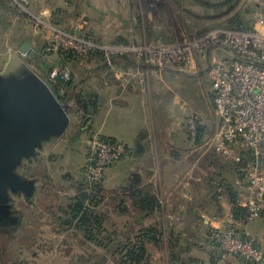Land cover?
<instances>
[{"label":"rangeland","instance_id":"1","mask_svg":"<svg viewBox=\"0 0 264 264\" xmlns=\"http://www.w3.org/2000/svg\"><path fill=\"white\" fill-rule=\"evenodd\" d=\"M263 2L264 0H33L29 14H24L9 0H0L1 74L6 75L16 65L30 68V72L53 90L54 87L50 84L57 83L49 79L50 73L58 69L69 71L72 88L67 92L60 91L57 97L63 98L61 104L69 106L72 130L86 116L82 105L84 96L92 89L96 88L98 96L104 100V83L112 84L114 77H123L122 80L118 79L121 84L130 83L138 75L142 77V69L145 70L142 52L148 47L170 44L172 41L169 39L184 41L198 38L217 25L241 24L246 19L249 20L255 8ZM42 7H48V12L44 14L39 10ZM54 40H76V44L92 42L97 47L94 52L101 53V57L75 54L76 59L67 61L57 56L60 49L45 52L47 44ZM25 42L30 44L29 52L21 55L19 49ZM30 52L34 53V57L41 58L40 62L46 63L51 71L45 73L35 71L36 68L33 70L31 67H35L37 60L30 58ZM222 55H225L223 51L213 50L207 60L203 55L195 53L193 68L189 71L178 70L171 63L158 67L156 62L147 63L150 68L145 70L149 73L156 68H166L183 74L171 80L176 86L178 99L167 105L170 116L177 117L183 112L187 114L186 120L189 116H196L208 139L213 137L219 123L213 104L210 67L212 60ZM3 58L9 60L10 66L5 65ZM97 65L101 66L100 74H97ZM91 134L93 132L88 133V140ZM215 146L216 141L202 149L207 152ZM75 157L78 159V155ZM219 157L220 159L208 157L211 161L207 160L208 164H237L234 177L255 168L264 175V144L259 146L257 155L252 150L242 149L233 157ZM138 160L137 163H130L134 170L126 178H121L113 185H104L102 182L96 191L97 203L90 205V208L99 219L96 225L98 234L94 235L102 245L99 247L93 242V246L87 244L84 250L79 243L85 239L82 232L74 228L75 224L63 223L69 220V215L64 212L74 197L58 193L57 183H54L56 189L52 185L53 193L50 198L49 194H43L41 188L36 189L29 201L9 194L12 222L10 226L0 228V264L127 262L131 247L140 246L137 236L145 223L142 222L145 221L142 220V212L136 209L134 200L127 192L135 180L137 188L145 190L147 186L142 183V159ZM57 166L58 163L55 164L56 168ZM79 181L78 179L77 182ZM146 190L148 191L147 188ZM246 223L250 222L244 224ZM244 224L239 222V226ZM107 244L108 248L104 247Z\"/></svg>","mask_w":264,"mask_h":264},{"label":"crops","instance_id":"2","mask_svg":"<svg viewBox=\"0 0 264 264\" xmlns=\"http://www.w3.org/2000/svg\"><path fill=\"white\" fill-rule=\"evenodd\" d=\"M39 10L45 14L49 8ZM251 21L253 30L255 25ZM3 60L10 66L7 58ZM34 65L33 70H41V65L36 62ZM13 67L14 70L3 75L0 66V76L22 77L32 73L30 68ZM100 68L96 66L97 74ZM50 71L48 68L46 72ZM178 75L183 74L156 68L149 73L142 69V77L138 75L130 83L121 84L118 79L123 77H114L112 84H103L106 88L104 100L98 96L96 88L92 89L89 92L91 115L85 116L81 124L77 122L72 130L68 115L66 132L43 142L33 158L22 161L18 174L33 182V194L41 188L50 198L52 185L55 188L54 183H57L58 193L75 198L84 180L88 133H99L103 139L123 144L129 150L127 157L107 169L102 179L104 185H113L126 178L134 170L130 163L142 159V183L147 185L148 191L145 190L158 204L153 212H142V220H145L142 221L145 222L142 224V264H256L236 258L221 259L210 238L212 231L222 230L233 221L238 224L239 231L264 252V219L239 226V221L233 218V204L243 209L239 206L243 187L236 180L237 175L234 177L237 164L218 162L211 165L209 158L220 157L213 147L205 152V149L196 150L191 144L186 131V112L170 116L167 105L178 99L171 80ZM203 136L202 142L208 139L206 134ZM56 163L59 164L57 168ZM78 179L81 182H77ZM17 197L31 199L22 194ZM79 243L84 250L87 244L93 246L85 239Z\"/></svg>","mask_w":264,"mask_h":264},{"label":"built area","instance_id":"3","mask_svg":"<svg viewBox=\"0 0 264 264\" xmlns=\"http://www.w3.org/2000/svg\"><path fill=\"white\" fill-rule=\"evenodd\" d=\"M9 1L24 14H29L33 2ZM251 18L255 25L253 30L238 25L214 27L198 38L157 44L142 52L145 70L150 68L147 63L156 62L158 67L171 63L181 71L193 68L195 53L208 60L213 50L224 52L225 55L212 60L210 67L218 128L213 137L196 146L202 149L216 141L213 150L223 158L233 157L242 149L252 150L257 155L259 146L264 144V2L255 8ZM76 43V40H54L47 44L45 52L63 49L85 57L97 49L89 41ZM49 79L52 82L58 79L69 82L71 75L67 70L58 69L50 73ZM198 123V118L193 115L185 122L191 144L196 142ZM128 154L129 150L123 144L109 142L99 133L91 134L84 168L87 186L90 188L101 182L107 169ZM241 184L243 194L239 206L247 211L245 222L264 219V175L255 168L242 175ZM210 238L223 260L236 258L250 263H264V252L241 233L233 221L222 230L212 231Z\"/></svg>","mask_w":264,"mask_h":264},{"label":"water","instance_id":"4","mask_svg":"<svg viewBox=\"0 0 264 264\" xmlns=\"http://www.w3.org/2000/svg\"><path fill=\"white\" fill-rule=\"evenodd\" d=\"M29 48L25 42L19 52L25 55ZM68 109L33 73L0 76V213L5 215V221L11 220L9 194H22L27 199L33 196V182L16 170L22 161L35 156L43 142L66 132Z\"/></svg>","mask_w":264,"mask_h":264},{"label":"trees","instance_id":"5","mask_svg":"<svg viewBox=\"0 0 264 264\" xmlns=\"http://www.w3.org/2000/svg\"><path fill=\"white\" fill-rule=\"evenodd\" d=\"M249 12H251V10H249ZM251 19L249 18V20H245V22L243 21V23L241 24H229V25H217V26H213L211 28L214 27H232L234 25H238V26H242L244 29L246 30H252V26L250 25ZM210 29V28H209ZM200 35V34H197ZM44 51V50H43ZM58 55H60L62 58H65L67 61L71 60V59H76V55L75 53H73L72 51H68V50H63L60 49L57 52ZM90 55H94L95 57L99 58L101 57V53L98 52H94V53H90ZM41 58H33V60H38L40 61ZM40 62H37V65L40 66L41 65V70H43V72L46 73V70H48V66L46 64H39ZM57 84H50L52 87H54V91L51 90V93L54 95V97L58 100V102H62L61 100L63 98H59L57 97V95L59 94L60 91H70L72 88V82H63L62 80H56L55 81ZM55 85V86H54ZM83 100V99H81ZM80 100V101H81ZM79 102V100H78ZM92 96L90 94H87L84 96V105H82V107H84V114L86 116L91 115L92 113ZM204 133L202 130V127L200 125V123H198L197 126V138H196V142L193 144L195 146H198L202 143L203 139H204ZM237 181H239V183H241L242 180V174L237 175L236 177ZM102 182V181H101ZM101 182L93 185L92 187H88L86 182H85V178L83 180V182L80 184L78 190H77V195L75 198H73V200H71L70 204L68 205L67 209L65 210L64 214L65 215H69V220L64 221L63 223L66 225H71V224H75L74 228L77 231L82 232V235L84 236L85 240L88 242H95L96 245L99 247L101 244L98 243V238H94V235H97L98 230L96 228V225H98L99 223V219L98 217H96V215L94 216V212L93 210H91L90 205H96V198H95V194L97 189H99V187L101 186ZM134 183V184H133ZM132 187L128 188L127 192L129 194V196L131 197L132 200H134V206L136 207V209H138L140 212H144V213H151L154 210L158 209V204L156 203V201L147 193L146 190L144 189H140L137 188V182L136 180L133 182ZM243 187V186H242ZM95 198V199H94ZM233 218L236 221H239L240 223L244 224L245 223V218H246V210L245 209H240L237 207L236 204H233ZM95 232V233H94ZM145 233H148L147 231H145ZM137 239H139L140 246H132L131 249L128 251L127 254V262H124V264L128 263L129 264H142V232H138V236ZM102 246V245H101ZM121 246V245H120ZM104 247L108 248V244L104 245ZM123 264V263H122Z\"/></svg>","mask_w":264,"mask_h":264},{"label":"flooded vegetation","instance_id":"6","mask_svg":"<svg viewBox=\"0 0 264 264\" xmlns=\"http://www.w3.org/2000/svg\"><path fill=\"white\" fill-rule=\"evenodd\" d=\"M20 168V167H19ZM19 168L16 170L17 171V173H18V171H19ZM12 195V194H11ZM18 195V194H17ZM16 195V196H17ZM9 199H10V197H9ZM9 204L11 205V208H12V204H11V199L9 200ZM11 208H10V211H9V215H10V219L12 220V210H11ZM5 219H6V217H5V215L4 214H2V213H0V228H2V227H7V226H10L11 225V220L8 222V221H5Z\"/></svg>","mask_w":264,"mask_h":264}]
</instances>
